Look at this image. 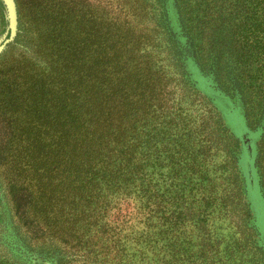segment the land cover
<instances>
[{"label":"trees","instance_id":"1","mask_svg":"<svg viewBox=\"0 0 264 264\" xmlns=\"http://www.w3.org/2000/svg\"><path fill=\"white\" fill-rule=\"evenodd\" d=\"M163 2L157 22L168 30L175 73L192 102L202 101L200 118L209 128L197 139L222 145L231 160L229 196L219 195L216 204L210 188L169 211L168 83L160 67L147 61L129 67L132 50L120 55L115 38L97 41L89 52L53 31L49 49L64 45L72 55L77 48L81 62L29 73L24 100L29 116L41 111L43 176H58V205L70 196L67 213L85 222L113 257L130 241L139 258L154 254L148 264H168L172 224L193 217L204 227L214 203L226 209L229 197L235 202L226 211H244L241 221L264 257V0H166L168 8ZM251 110L259 114L254 131ZM231 117L240 121V135L228 125Z\"/></svg>","mask_w":264,"mask_h":264},{"label":"rangeland","instance_id":"2","mask_svg":"<svg viewBox=\"0 0 264 264\" xmlns=\"http://www.w3.org/2000/svg\"><path fill=\"white\" fill-rule=\"evenodd\" d=\"M12 2L15 26L10 34V8L7 4V15L0 0V264H148L154 254L147 251L139 258L137 246L130 241L124 253L118 251L117 257L108 254L89 226L74 221L67 213L71 205L67 207L65 203L70 196L61 202L64 205H58V176H43L41 111L40 115L35 110L29 116L24 98L27 100L30 71L52 72L61 64L78 67L81 62L75 57L77 48L71 49L72 55L64 45H58L60 51L56 53L53 43L49 49L47 35L52 31L57 40L58 35L73 36L89 52L97 41L115 38V45L122 49L120 55L132 50L129 67L133 63L140 67L147 61L160 67L161 82L168 83V210L181 208L177 204L186 208L189 201L210 188L218 204L219 195L231 193L227 192L232 188L231 160L222 145L197 139L209 131L199 114L202 101L194 97L192 102L175 73L168 30L163 21L157 22L158 0ZM99 44L102 45L101 41ZM84 60L88 63L86 57ZM251 111L249 127L254 131L259 114ZM227 119L240 135V121L234 117ZM179 182L182 185H177ZM229 201L235 202L231 197ZM232 203L219 211L214 203L204 227L193 217L172 224L170 243L174 250L168 247V264H264L252 234L244 226L247 223L241 221L244 211H226ZM205 227L210 233L207 240L202 238L206 236ZM176 243H180V252ZM207 246L212 249L209 253Z\"/></svg>","mask_w":264,"mask_h":264},{"label":"water","instance_id":"3","mask_svg":"<svg viewBox=\"0 0 264 264\" xmlns=\"http://www.w3.org/2000/svg\"><path fill=\"white\" fill-rule=\"evenodd\" d=\"M4 4H5V7H6V11H7V15H8V8H7V2H8V5H9V8L11 10V13H12V25L10 24V21H9V24H10V34L14 32V26H15V20H14V4L12 2V0H3ZM9 19V18H8ZM2 47V45H0V48Z\"/></svg>","mask_w":264,"mask_h":264},{"label":"bare ground","instance_id":"4","mask_svg":"<svg viewBox=\"0 0 264 264\" xmlns=\"http://www.w3.org/2000/svg\"><path fill=\"white\" fill-rule=\"evenodd\" d=\"M6 2H7V0H6ZM7 4H8V2H7ZM8 7H9V5H8ZM10 18H11V20H12V13H11V10H10Z\"/></svg>","mask_w":264,"mask_h":264}]
</instances>
